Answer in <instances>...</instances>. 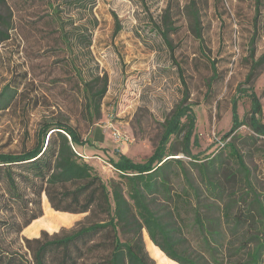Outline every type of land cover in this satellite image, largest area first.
I'll use <instances>...</instances> for the list:
<instances>
[{
  "label": "rangeland",
  "instance_id": "obj_1",
  "mask_svg": "<svg viewBox=\"0 0 264 264\" xmlns=\"http://www.w3.org/2000/svg\"><path fill=\"white\" fill-rule=\"evenodd\" d=\"M196 1L201 38L191 27L186 9L190 0H95L92 9L71 7L64 0L0 2L9 33L0 42V94L7 87L11 95L7 107L0 109V151L28 147L42 123L67 120L89 141L84 160L109 182L118 179L108 163V158H116L114 151L136 162L146 160L161 137L165 119L185 98L195 113L190 150L202 162L223 147L221 136L231 126L235 99L243 124L235 130L233 142L251 172L253 187L263 194L264 136H257L248 122L251 92L258 98L264 122V61L252 68L264 53V5L256 12L254 0ZM61 23H66L65 29L80 25L90 33V45L69 48L61 39ZM167 26L171 28L165 31ZM96 75L106 76L107 90L100 116L91 119L83 111L81 77ZM115 129L127 137L125 143L113 138ZM181 137L182 133L172 136L176 149L181 148ZM76 148L81 153L82 147ZM227 152H222L220 182L227 192L235 191L242 206L244 182ZM176 153L198 182L193 158ZM41 207L42 215L20 236L38 237L41 231L52 236L85 220V213L52 209L44 194ZM185 235L190 251L200 249L196 238ZM143 236L157 264H179L145 232ZM4 237L12 241L15 235L4 233Z\"/></svg>",
  "mask_w": 264,
  "mask_h": 264
},
{
  "label": "trees",
  "instance_id": "obj_2",
  "mask_svg": "<svg viewBox=\"0 0 264 264\" xmlns=\"http://www.w3.org/2000/svg\"><path fill=\"white\" fill-rule=\"evenodd\" d=\"M64 3L92 9L95 0ZM254 5L259 12L264 0H254ZM186 9L195 36L201 38L197 1L190 0ZM65 24L61 23V39L69 48L90 45V33L80 25L65 29ZM7 27L0 13V42L9 38ZM254 41L253 36L251 44ZM263 61L264 53L252 68ZM212 70L215 77L214 65ZM81 80L83 111L91 119L99 117L107 78L96 75ZM5 89L0 94V109L7 107L11 96ZM250 98L249 126L257 136H264L261 105L255 93ZM184 100L165 119L161 137L146 160L136 162L114 151L116 158H108V163L118 172V179L109 182L77 150L89 141L67 120L42 123L28 147L0 151V264H157L146 249L143 232L179 264H264V193L256 192L251 172L233 142L235 130L243 124L237 102H232L231 126L221 136L223 147L199 162L201 158L190 150L195 113ZM181 133V148L176 149L171 139ZM224 149L241 172L242 206L235 191L227 192L220 182ZM176 152L193 158L198 182L183 159L174 156ZM42 194L52 209L85 213V220L52 236L45 231L38 237L20 236L42 215ZM185 231L197 239L200 249L189 250ZM4 233L15 238L6 241Z\"/></svg>",
  "mask_w": 264,
  "mask_h": 264
},
{
  "label": "built area",
  "instance_id": "obj_3",
  "mask_svg": "<svg viewBox=\"0 0 264 264\" xmlns=\"http://www.w3.org/2000/svg\"><path fill=\"white\" fill-rule=\"evenodd\" d=\"M112 135L116 141H121L122 143H125L127 140V137L122 136V134L116 129L112 132Z\"/></svg>",
  "mask_w": 264,
  "mask_h": 264
},
{
  "label": "crops",
  "instance_id": "obj_4",
  "mask_svg": "<svg viewBox=\"0 0 264 264\" xmlns=\"http://www.w3.org/2000/svg\"><path fill=\"white\" fill-rule=\"evenodd\" d=\"M87 145H88V143H86V144H84V145L81 146V147H82L81 154H82V156H83L84 158H85L86 155L89 154V152H90V149L86 148ZM84 154H85V155H84ZM29 236H31V235H29Z\"/></svg>",
  "mask_w": 264,
  "mask_h": 264
}]
</instances>
